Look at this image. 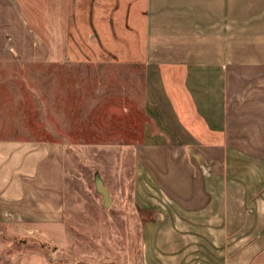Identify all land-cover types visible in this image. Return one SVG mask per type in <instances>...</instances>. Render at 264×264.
Here are the masks:
<instances>
[{
    "label": "crops",
    "instance_id": "crops-1",
    "mask_svg": "<svg viewBox=\"0 0 264 264\" xmlns=\"http://www.w3.org/2000/svg\"><path fill=\"white\" fill-rule=\"evenodd\" d=\"M110 61L144 68L139 264H264V0H0V264H63L65 148L22 134L27 67Z\"/></svg>",
    "mask_w": 264,
    "mask_h": 264
},
{
    "label": "rangeland",
    "instance_id": "rangeland-1",
    "mask_svg": "<svg viewBox=\"0 0 264 264\" xmlns=\"http://www.w3.org/2000/svg\"><path fill=\"white\" fill-rule=\"evenodd\" d=\"M31 87L16 91L27 136L64 143V218L58 242L63 264H139V215L131 195L134 146L142 140L144 68L120 62L28 66ZM38 70L47 75H38ZM57 70L59 76L51 75ZM51 71V72H49ZM70 74V75H69ZM60 79L53 85L51 79ZM76 84L69 86V79ZM59 83V82H58ZM77 103H53L59 98ZM97 177L109 190L103 204ZM6 225L0 222V244Z\"/></svg>",
    "mask_w": 264,
    "mask_h": 264
},
{
    "label": "water",
    "instance_id": "water-1",
    "mask_svg": "<svg viewBox=\"0 0 264 264\" xmlns=\"http://www.w3.org/2000/svg\"><path fill=\"white\" fill-rule=\"evenodd\" d=\"M96 188L102 195L103 204L104 205H108L110 200H111V196H110L109 190L106 187V185L103 183V181L101 179H99L98 177H97V180H96Z\"/></svg>",
    "mask_w": 264,
    "mask_h": 264
},
{
    "label": "built area",
    "instance_id": "built-area-1",
    "mask_svg": "<svg viewBox=\"0 0 264 264\" xmlns=\"http://www.w3.org/2000/svg\"><path fill=\"white\" fill-rule=\"evenodd\" d=\"M54 264H61V263H59V262H54Z\"/></svg>",
    "mask_w": 264,
    "mask_h": 264
}]
</instances>
